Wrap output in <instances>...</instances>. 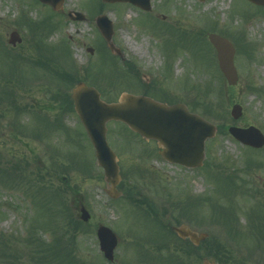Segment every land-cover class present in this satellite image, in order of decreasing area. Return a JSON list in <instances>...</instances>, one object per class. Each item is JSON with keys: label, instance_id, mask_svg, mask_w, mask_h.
<instances>
[{"label": "rangeland", "instance_id": "1", "mask_svg": "<svg viewBox=\"0 0 264 264\" xmlns=\"http://www.w3.org/2000/svg\"><path fill=\"white\" fill-rule=\"evenodd\" d=\"M64 1L62 13L58 14L60 17L54 15L53 18L57 27L45 31L41 41L38 38L31 41L33 36L27 32V26L20 22L21 18L26 17L29 22L40 23L50 18L49 15L57 13L35 0H0V82L18 86V99L22 105L27 106L23 114L18 115V119L31 125L33 131L37 126L36 121H33L37 115L27 104L47 107L42 109L46 112L40 115H45L44 118L53 124V120L59 116V109L56 103L52 100L50 102L49 97L56 89L62 95L69 93L72 87H62L55 80L52 81L42 67L34 64H24L21 72L16 70V74L8 75L3 68L6 67L4 55L7 52L12 56L22 55L28 60L37 59L38 55L45 53V49L65 45L68 53L63 56L53 53L52 63L66 71L79 69L80 78L87 79L88 84L98 89L105 102L118 100L121 93L138 94L140 90H144V86H139L134 79L128 80L126 76L122 77L127 78L128 83L123 79H108L112 74L129 75V69L138 73L139 82L141 78L148 79L149 95L154 91L161 97L171 99L172 103L178 101L186 104L189 110L196 96L194 87L211 84V90L215 94L212 92L210 99L215 102L216 110H220L221 115L219 120L208 116L205 119L217 126L222 124L225 134L230 125H254L264 133V8L260 9L245 0H205L201 3L198 0H151V15L129 4H108L100 0ZM98 2L102 4L99 7L102 15L113 23L114 35L111 42L122 53V59L118 56L111 59L108 55H104L102 59L103 53L112 54L96 26L95 19L100 11L97 12L98 6L94 5ZM72 10L84 14L86 21L71 22L67 13ZM211 30L227 37L234 47L236 40L239 41L235 67L240 83L230 91L217 69L215 51L206 43L205 35L213 33ZM13 31L22 39L16 47L8 44L9 34ZM127 40L131 46L140 48V53L133 52ZM39 41L43 47L36 53L35 44ZM88 49L93 50L92 55L87 52ZM43 56L51 58L47 54ZM88 63L95 68L93 72H86L83 76L81 69ZM99 67L101 74H97ZM44 86H49V91ZM238 103L242 106L243 114L238 121H233L230 108ZM12 119L16 120L9 113L0 123L8 126V121ZM61 120L68 135L57 128L46 130L39 127L40 137L27 133L24 137L18 134L14 138L8 129L3 128V135L0 137L1 155L8 154L15 159L26 158L30 164L27 173L35 174L37 170H41L44 182L49 177L47 185L52 186L54 191L61 190L62 196L55 198L65 200L64 204L73 210V216H77V211L71 204L72 200L85 205L92 216L91 222L85 227L78 226L77 230H71V247L77 263L109 264L102 257L95 237V225L100 223L112 229L119 238L112 264H159L160 261L150 263L149 259L148 263L145 262L146 257L142 255L145 243L141 241L156 239L160 233L162 239L167 234L157 230L158 235L155 237L154 218L145 216L141 207L133 206L125 197H121L122 213L116 205L106 203V198L101 195L106 187L103 172L97 167L93 147L80 120L73 113L63 115ZM107 129L109 147L117 151L119 160L122 176L120 188L132 195L148 197L159 210L168 208V216L164 217H169L168 221L176 218L179 223L198 233L207 232L209 239H214L212 242L217 248L225 245V249L218 252L221 259L230 253L243 262L264 264V240H260L254 232L250 233L255 225L263 226L264 223V215L261 213L259 216V210H263L260 205L264 204V148L250 152L230 135L217 133L205 143L206 158L202 166L197 170H186L168 164L158 156L155 143L150 142L151 145L136 138L121 124L110 123ZM246 159L250 160V170L243 164ZM57 164L62 166L61 169H71L56 172L54 176L51 171H54L53 167ZM220 175L232 176L238 181V188H226L223 185L225 178L222 182L220 178L217 179ZM62 177L67 179L66 185L60 181ZM35 182L36 176L33 175L32 183ZM213 188L222 191L217 192ZM51 194H48L50 199L53 197ZM91 199L97 208L94 215L88 207ZM37 200L22 190L0 184V236H13L17 243L19 237H24L28 225L34 222L37 225V235L50 243L54 231L48 229L50 218L47 210L39 207ZM189 201L194 204L189 208L190 216L183 208ZM229 202H232V208H228ZM215 203L222 210L226 209L224 213L220 214L216 210ZM232 213L236 216V221L233 222L238 229L237 236L233 231H228L234 226L233 222L221 221L225 217H231ZM165 241L170 246L174 245L169 235ZM186 261L187 255L184 252L173 264H184ZM17 264H29L28 257L25 254L18 255Z\"/></svg>", "mask_w": 264, "mask_h": 264}, {"label": "water", "instance_id": "2", "mask_svg": "<svg viewBox=\"0 0 264 264\" xmlns=\"http://www.w3.org/2000/svg\"><path fill=\"white\" fill-rule=\"evenodd\" d=\"M52 7L56 12L62 10L64 0H38ZM115 3L117 1L130 2L135 6L148 11L149 0H103ZM204 1V0H199ZM252 4L264 6V0H247ZM68 17L71 21L84 20V15L78 12H70ZM97 27L111 52L115 55L120 54L111 42L113 35L112 24L106 17H100L96 20ZM8 41L15 46L20 44L21 37L16 32H12ZM209 42L216 50V59L218 68L229 86H236L238 74L234 68L235 48L226 39L216 34H209ZM92 52L91 50H89ZM73 90L71 98L75 112L81 120L84 129L87 132L96 151V160L99 167L103 169L105 182L110 186L111 194L116 190L119 183V169L117 161L112 150H109L105 139L106 124L109 121L121 122L127 128L137 133L146 140H155L159 148L160 155L173 164H180L188 168H198L204 160V143L208 138H213L216 129L213 125L206 122L197 114H190L185 105L167 106L160 104L146 97H136L134 95L122 94L117 103L106 104L94 88L78 83ZM231 116L238 120L242 115L240 105L231 108ZM228 134H231L239 143L262 149L264 146V135L254 126L250 128L230 127ZM65 182V179H63ZM80 220L88 223L90 216L84 209H80ZM182 239H188L192 244L199 245L201 240L207 238V235H197L185 227L174 229ZM96 236L104 257L113 261V252L118 243V238L107 227H99ZM203 264H214L204 261Z\"/></svg>", "mask_w": 264, "mask_h": 264}, {"label": "trees", "instance_id": "3", "mask_svg": "<svg viewBox=\"0 0 264 264\" xmlns=\"http://www.w3.org/2000/svg\"><path fill=\"white\" fill-rule=\"evenodd\" d=\"M100 5L102 4H98L97 10H99ZM53 20L54 19L51 17L40 21V23H34L29 22L28 19L24 17L21 18L20 22L27 26V32L33 36L30 38L31 41L36 38L41 41V39L44 37L43 33L45 31L57 27V24ZM40 41L35 44L37 49L36 53H39L42 50L43 46L40 45ZM44 52L45 53L42 55H38L39 57H37V59L31 58L30 60H28L26 57H22V55L15 54L12 56L6 52L4 55V66L6 67H2L7 70L5 73L10 75L14 73L16 74V70L17 72H21L22 66H25L24 64L31 66L36 64L40 67H43L48 76L53 79L52 81L55 80L62 87L66 85V87L70 88L73 84H75V82L80 80L78 76V70L76 68L74 71H66L60 69L59 66L52 63L53 53H59L62 56L68 53V48L65 45L58 48H47L44 50ZM44 54L51 56V58L43 56ZM93 70L94 67H92V69H86L87 72H93ZM12 85L13 84L10 85L9 82H0V118L2 117L0 121H2L9 113L12 114V118L16 119L9 120L8 126H2V123H0V137L3 135V128L8 129V132L11 133L12 137L14 138L18 137V134L24 137L27 133H31L33 137H40L41 134H38V130L40 129L39 127H44L46 130H50L51 128H54L55 130L57 128V130L68 133V131L64 129L62 123H60L57 118L55 119V124H52L50 123V120L41 118L37 114L38 118L34 119V121L37 123L34 131L32 130L31 125H26L24 122H20V119H18V114H22L25 110V107L27 106L22 105L20 100H18V86L16 87ZM194 90L197 96L192 102V110L198 111L203 116H208L214 120L219 119L221 115L220 110H216L215 102L211 101L210 99L211 93L213 92L215 94V92L211 90V84L196 85ZM227 90L230 91L232 88ZM47 91H49V89ZM60 94V90L56 89L54 94L49 97L50 102L52 100L53 103H56L61 113H73L72 102L71 98H69V94ZM214 99L215 98H213V100ZM27 105H29L31 109H41V105L38 104ZM223 127L224 126H221V132L224 133ZM29 165L30 164H28L26 158L15 159L13 157H9L8 154L1 155L0 152V184L14 190H22L24 193H28L31 197L38 199L37 204L42 208H46L47 210V216L50 218V225L48 228H51L54 231V237L50 243L43 240L41 236L37 235L35 229L36 225L34 223L28 226L24 237H19L17 239V243L15 242L16 240H14L13 236H0V259L6 264H17L18 255L25 254V256L28 257L29 264H78L79 262H76L71 247V230H77V228H79L78 226L83 227V225L75 219L71 213V210L65 206V200H56L55 197L62 196L60 195L61 190L59 189L54 191L55 189H53L52 186L49 187V185H47V183H49V179L46 178V181L44 182V177L41 170H37L35 174H33L34 172L27 173L26 170L28 167H30ZM245 165L248 166V169H250L251 164L249 159L246 160ZM59 168L60 169L55 168L52 173H62L65 170L71 169L70 167H63L62 169L61 167ZM32 174L36 176L35 183H32ZM47 175L50 174L47 173ZM54 176H56V174H54ZM224 178L225 180L223 184L226 186V188L231 189V186L238 188L239 183L238 181L234 180L232 176H224ZM38 181H40L41 184ZM49 192L50 194L53 192L51 194V196H53L52 199L48 197ZM131 202L136 203V201L134 202L133 200H131ZM260 207H262L263 210L261 209L259 211L264 213V204H261ZM210 254L211 257H214L218 263H224L218 257L217 253L213 251V249L210 250ZM225 260H227V262L236 261L235 258L233 259L231 254L225 257ZM236 263L242 264L240 262Z\"/></svg>", "mask_w": 264, "mask_h": 264}, {"label": "flooded vegetation", "instance_id": "4", "mask_svg": "<svg viewBox=\"0 0 264 264\" xmlns=\"http://www.w3.org/2000/svg\"><path fill=\"white\" fill-rule=\"evenodd\" d=\"M144 85L146 86H144V88H147V90L148 89H150L149 87H150V83L149 82H145L144 83ZM147 90H140V92L138 93V94H136V95H145V96H149V92L147 91ZM162 93V92H161ZM151 95H152V97H154L155 99H158V101H160V102H165V103H167V104H173V103H175V102H173V103H169V102H171L172 100L171 99H166L164 96H162L161 97V95H159V96H156L155 94H152L151 93ZM158 97V98H157ZM116 193V194H115ZM114 194H113V196H111L108 192H106V190H103L102 192H101V195L102 196H104V198H106V203L107 204H109V205H111V206H113V205H116L117 206V208L121 211V213H122V203H121V193H120V183H119V185H118V187H117V192H115ZM141 195V194H140ZM114 196H116V197H114ZM123 196H124V193H123ZM112 197V198H111ZM125 197H127V195L125 194ZM88 207H89V209H90V211H91V213H93V215H94V213L97 211V208H96V205L94 204V202H93V200L91 199V200H89V202H88ZM98 210H101V209H98ZM101 214V213H100ZM160 222L162 223V225L164 226V228L166 229V228H169L170 230H171V228L173 227V225H171L170 223H166L167 221L166 220H164V219H161L160 220ZM174 223V222H173ZM176 224V223H175ZM98 225H100L99 223H96V226L98 227Z\"/></svg>", "mask_w": 264, "mask_h": 264}, {"label": "bare ground", "instance_id": "5", "mask_svg": "<svg viewBox=\"0 0 264 264\" xmlns=\"http://www.w3.org/2000/svg\"><path fill=\"white\" fill-rule=\"evenodd\" d=\"M127 41H128V40H127ZM128 44H129V41H128ZM129 46H130V48L132 49L133 52H135V53H140V52H139L140 48H135V47L131 46V44H129Z\"/></svg>", "mask_w": 264, "mask_h": 264}]
</instances>
